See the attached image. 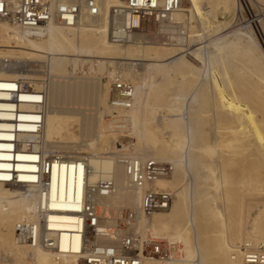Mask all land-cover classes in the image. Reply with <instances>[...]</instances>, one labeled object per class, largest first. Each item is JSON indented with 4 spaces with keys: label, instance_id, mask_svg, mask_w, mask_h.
Instances as JSON below:
<instances>
[{
    "label": "bare ground",
    "instance_id": "6f19581e",
    "mask_svg": "<svg viewBox=\"0 0 264 264\" xmlns=\"http://www.w3.org/2000/svg\"><path fill=\"white\" fill-rule=\"evenodd\" d=\"M98 1L102 7V15L89 18L88 16H85L76 26H66L58 22H52L39 31L29 32L12 25L6 20H0V40L7 41L10 44L13 43V45L15 44L14 51L10 50L5 52L0 48V98L12 96L14 94L12 90L16 86L12 82L17 81L22 84L23 94L21 97L35 102L33 104L25 102L20 103L18 110L25 111V113H21L19 117L21 121H26L21 122L20 127L24 130L29 129L31 133L26 132L27 134H24L25 132H17L16 137L25 136L27 141H34V148L36 149L34 152L42 150L51 151L52 149H56L55 151H57L58 149L65 154L67 159H69L67 160V165H63V175L61 176V179L58 178V180H61L60 195L64 199V201L61 202V205L65 210L69 206H75L78 209L80 207L78 201L85 200L95 206L100 218L98 225L99 235L95 238L96 241L99 242L106 240L107 238H119L131 231L139 233L143 237L151 236L152 238H159L157 236L158 234L161 235V233L171 231L169 240L175 243L174 240L179 242L180 239L185 238L184 241L186 242V247L182 244H176L177 246L173 251L172 257L169 259L160 260L159 257L145 256L143 257L142 264H183L184 261H187L188 259L190 260V258H186L185 260V257H189L192 252L190 239L193 231L194 237L196 234L198 249H200L201 257H199L201 260L199 264H241L243 261L240 263L239 258L243 260V256L240 246L243 243L256 246L259 243L264 242L258 239L260 238V231H254L251 235L249 234L244 242L241 241L240 236L237 242L242 243L239 245L232 242L231 239H227L226 241L214 240L215 243L206 244L205 240L207 238L204 240L201 236L203 230H207L215 224L213 221L216 219L212 221L213 215H223L221 204H218V206L212 209L209 207V200H206L207 196H204V198L201 197L206 200L205 202L200 199V195L205 191V189L202 190L204 188L203 186L205 184L208 186V183L202 184L201 181L207 182L212 178H215V181L212 180L215 183L218 181L217 178H219L223 182L225 174L218 170H214L209 166L207 168L209 169L208 172L203 174L201 178H199V181L195 179L194 186L192 189H189V192H187L189 196V204L186 209L184 208L185 200L181 196L182 192H178L167 209L156 211L152 213L151 216H147L142 211L138 210L141 209L142 190L132 186L126 173L125 165L116 163L112 157L101 156L97 151L90 153L88 156L77 154L76 152L69 155L66 151L78 150L81 148V143L80 145L78 144V147L75 143L57 141V139H55L57 136L62 138L65 136L68 138L67 136H70L71 139L72 137L76 139V137L78 138L79 136H91L93 133L94 135L97 134V136L102 137L104 135L103 131H106L107 133L116 130L118 131L129 125L131 128V125L138 123L137 126L140 134L151 137L153 141L155 140L154 142H157L155 144L156 155L154 156L157 158H161L166 154H172L173 156L182 158L184 157L186 149H188L190 153V149L193 148V145H198L204 140H209L212 144L210 145L213 148L215 147L214 145L219 144L221 136L219 133L215 132L216 130L208 139L205 138L201 131H195L192 124H189L191 134L188 135L183 133L181 125H178L180 129L177 131L169 132V130H164L166 125L172 124L173 121L179 122V120L184 118V115L182 116L180 112L183 113V110H185L184 106L187 105V102L185 103L188 96L187 93H189L187 92V88L191 84L187 80V77L190 74L196 75L198 72L196 66L185 57L186 50L184 48L186 42L192 40V29L195 25L191 23L193 17L192 12L189 14V18H187L188 15L183 6V1L180 8L170 13L166 18L158 23H151L149 26H146L144 30L134 31L130 35L129 40L124 42L115 41L110 34L111 23L109 11L111 6L120 4L121 0ZM231 2L232 0H216V6L230 10ZM219 24L220 21L218 20V22L215 21L213 26H219ZM155 38H157V41H154ZM215 46L218 48L216 49L217 52L214 50L216 53H213L210 59L222 60L227 64L225 74H227L233 67L234 70L237 71L236 76L228 79V81L226 77H224L225 74H223V77H220L221 88L224 93L220 98L218 107L220 109L225 108L226 101L229 102L232 99H238L250 104V108L247 109L245 114L237 113V106L239 104H235L236 108L234 106L235 109L233 108L234 110L231 111V116L233 118L231 117L230 121L227 120V123H231L230 127L234 124L236 129L239 128L238 131L242 130V134L243 130H248L247 134L251 133L254 137L256 136V140L259 141L261 146H264V126L262 128V123H264V62L255 54V47L248 43L243 36L221 38L220 42H217V44L215 43ZM198 52H200V49ZM239 54L242 55L240 56ZM8 56L9 58L13 57V60L11 59L13 62L8 63L6 61L7 64H4L2 60ZM86 57L99 58L96 59L95 62L91 60L93 64L90 65L96 72L97 70L98 72H102L101 77L105 79V81L99 79V76H96V72L91 73L89 71V75H81L74 71L73 73L76 75H71L73 69L71 70L72 66L70 68V64H79V61H82L81 63H83L84 58ZM229 57L233 59L232 63H228ZM16 58H18L19 61L20 59L34 60L38 58L39 60V58H47V64L50 71L48 81L42 82L38 78V75L28 72L34 71L26 68V66H33V62V64H29L28 62L29 65L25 64L22 65V67H18L19 61L15 60ZM114 58H117L115 59V63L118 65L109 70L106 61H111ZM238 58L239 62L236 60ZM120 59L130 61H121ZM150 60L155 61L156 63H148L147 61ZM135 62L139 63L135 64ZM237 63L241 64L240 72L237 70ZM123 64L130 65V68H134V65L137 66L138 64L144 66L142 73L139 76L137 75V77L140 78V82L137 85L134 84L135 94L133 104L129 108L118 109L119 116L116 119H111L109 123L101 119L98 124L96 123V125L90 127V123L95 120L92 116L93 121H87L85 124L82 123V128L79 129L80 131L77 132L76 130H73L70 126V120L74 119L72 116L74 113L73 109L65 106L67 110L65 109L66 111H61L58 109L60 106L58 108L55 107L61 103H58L57 105L55 104L60 100L64 104H84L91 100H93V102L96 100L98 103H103L107 99L108 102H106V104L109 103L110 108H115L111 103V99H109L112 78L120 77L129 80V74H133L132 70L126 71L120 69V67H123ZM154 69H158L162 74L161 82H155L153 80L152 75ZM186 71H189V74L182 78V76L187 73ZM68 77L71 78V80L69 79V82H66L65 79ZM25 82L28 83L27 86H23V83ZM168 82H173L177 85V88L170 92V87L167 85ZM229 84H234V87L232 88ZM149 89L152 90L150 96L142 101L141 106L138 105L139 98L144 95L145 92H148ZM41 91H45L46 93V96L43 98L39 94ZM197 91L198 93L193 100L188 98L189 101H192L188 111V117L190 119L199 116L198 111H200V115L202 116L206 104L211 106L214 104L213 100L207 99L204 90ZM255 95H259L258 102L261 105L260 109L259 107L256 108L254 107L255 105H252V103L254 104L255 102ZM60 98L64 99L62 100ZM251 100L254 102H250ZM189 101L188 104L190 103ZM14 107L15 104L0 100V140H4L7 136L10 137L9 135H12L3 130H9L14 127V122L7 121L15 116V112L12 111ZM158 107L164 108L168 111L167 121L164 115H162L161 118H155L154 115ZM37 108L41 109L39 112L43 113L42 116L38 113H33ZM175 110L179 111L178 116L171 113ZM255 113H259V116H255ZM203 116V118H205V115ZM76 118L78 117L76 116ZM95 118L97 120V117ZM88 119L91 118L89 117ZM209 121L216 123L215 116ZM93 124H95V122ZM151 127L158 135L160 133L164 135L168 133L170 141L176 145V149L166 146L164 142L158 139L154 131L151 133ZM226 128H228V126ZM144 136L141 135V137ZM247 137L248 136L246 135V138ZM224 143L225 142H223L222 145ZM11 146L12 144L8 143V145L0 147ZM94 147L95 144L93 143L91 149ZM3 149L6 150L5 148H0V150ZM101 149H108V145L99 147V150ZM207 149H204V151H207ZM200 150L201 149H199V151ZM129 156L145 159V157L143 158L139 155ZM39 158L40 156L38 153H29L27 155H21L18 153L16 155L15 152L0 151V159L7 160L0 162V231L3 239L7 243V246L3 247V249L10 255L22 253L24 258L20 261L24 264H84V250L81 248V233L78 231L82 230L85 223L82 224L79 219H77L75 213L62 211L58 214L60 219L59 226L63 231L61 233V238L58 241V247L55 249L42 246H32L28 241H23L18 236L17 222H20L23 219L33 222L37 220V198L32 191L33 185L22 184L17 180H9L11 177L15 176L16 171L20 174V179L35 180L36 175L30 172L36 171L37 165L35 163H29V161L36 162ZM81 159H85L87 164L91 167V172L87 176H84L85 168L83 167V164L74 165L71 163L72 165H69L70 162ZM249 168V166H244L242 171L247 172L249 171ZM55 173L56 171H54V180L56 181L57 176ZM73 174L78 175V182L75 186H73L71 180H69V175ZM105 178L112 180L114 184L113 189L124 188V190L127 191L125 193V198L129 200V203L132 206H136L137 210L131 211L133 212V217L128 219V224L125 226L119 224L121 208L119 207L117 208L118 210H115L105 202L103 197L104 195H111L115 191L106 194L95 187L88 186L95 185L98 180ZM156 180L157 182L155 181L153 184L155 188L161 189L168 186L166 182L167 180L161 179L160 177ZM199 183H201L202 186H200ZM205 194H207V192ZM72 197H77V203L68 202ZM124 208H128V212L131 209L127 206ZM123 211L125 210L122 208V212ZM113 215L116 216L114 222L111 218ZM258 216L259 214L257 217ZM220 222H223L222 219H220L218 223ZM256 222L257 219L252 220V225H250L251 230L256 228ZM102 233L109 234V237L103 236ZM0 264L4 263L0 262ZM15 264H17V262H15ZM186 264L189 263L186 262Z\"/></svg>",
    "mask_w": 264,
    "mask_h": 264
},
{
    "label": "rangeland",
    "instance_id": "374dc122",
    "mask_svg": "<svg viewBox=\"0 0 264 264\" xmlns=\"http://www.w3.org/2000/svg\"><path fill=\"white\" fill-rule=\"evenodd\" d=\"M183 6L185 10L187 11L186 12L188 15L187 18H189V14L191 12L193 13L191 23L195 25L192 29V34H193L192 40L190 42H186V45L184 48L186 50L185 57L188 58L194 64V66H196V68L198 69V72L196 73V75L190 74L187 77V80L191 84L187 88V92L189 93H187L188 96L185 100V103L187 102L186 104L188 106L187 105L184 106L185 110H183L184 111L183 113L180 112L182 116L184 115L183 116L184 118L182 120H179V122L173 121L172 124L166 125L164 127V130L165 131L169 130V132L177 131L178 129H180L179 126L181 125V130L183 131V133L188 135V134H191L189 124H192L195 131H201L203 135L205 136V138L207 139L209 138L210 135H213L214 131L216 130L215 132L219 133L221 136L219 140V144L214 145L215 147L213 148L209 140H204L198 145L197 144L193 145L192 146L193 148L190 149L191 151L190 153H189V150L186 149L185 150L186 152H184V157L182 158L173 156L172 154L170 155L166 154L162 156L161 158H157V157H154L156 155L155 154L156 153L155 144L157 142H154L155 140L153 141L151 137L140 134L139 128L137 126L138 123L131 125V128L129 125V126H126L124 129H120L118 131L116 130V131L108 132V133L106 131H103L104 135L102 137L97 136V134L94 135L93 133L91 136L90 135L83 136L84 138L79 136L78 138L76 137V139L74 137H72L71 139L70 136H67L68 138H66L65 136L63 138H66V139H63L62 137L57 136L55 139H57V141H63V142L65 141V142H70L73 144L75 143L76 145L78 144L80 145L81 143L80 145L81 148H79L78 150L77 149L67 150L66 152L69 155L72 154L73 152H76L77 154H83L84 156H88L90 153H94V151H97L98 154L101 156L112 157L115 160V162L120 165H124L123 164L124 157L129 156V155H139L140 157H143V158L144 157L154 158L160 161L161 163L168 165L170 169L168 175L160 177L161 179L167 180L166 182L168 186L161 188V189L169 190L172 193L173 198L176 197L175 195L178 194V192H182L181 196L185 200L184 201L185 209L188 207V204H189V196L187 192H189V189H192V187L194 186L195 179L199 181V178H201L203 174H206L208 172L209 169L207 168L211 166L214 170H218L222 172L223 174H225V179L222 182L221 179L217 178L218 181L215 182L216 184L213 182L216 180L215 178H212L211 180L207 182L201 181L202 184L208 183V186L206 184L203 186L204 188L202 190L205 189V191L200 195V199L204 198V196H207V198L206 197L205 198L206 200L207 199L209 200L208 201L209 207H211L212 209L218 206V204H221L223 215H217V216L213 215L212 221L216 219L219 222L220 219H222L223 222L218 223L216 220L213 221L215 224H213L211 228L209 227L210 229L208 228L207 230H203L201 234L202 239L204 238L205 240L207 238L205 240L206 244H212V243H215V241H226L227 239H231L232 242L239 245L247 239L249 234L251 235L254 231L255 232L260 231L259 233L260 238L258 239L260 241H264V146H261L259 141L256 140L255 138L256 136L254 137V135L251 134L250 132H249L250 134H247L248 130H243V134H242V130L238 131L239 128L236 129L235 125L233 124V121H232V124H233L232 127H230L231 123H227V120L230 121L232 117L231 111H233L236 108L235 104L237 105L239 104L237 106V113L239 114H245L247 112V109L250 108V104H247L245 101L242 102L241 100H238V99L237 100L232 99L229 102L226 101L225 108L220 109L218 107L220 98L223 96V93H224V91L221 88L220 77H223V74H225V70L227 69V66H226L227 64H225L222 60H217V59L211 60L210 59L213 53L215 54L217 52L216 49H218L215 46V43L217 44V42H220L221 38H233L236 36H240V37L243 36V38H245L248 43L252 44L255 47V50H256L255 54L258 56L260 60L264 62V51H263L264 49V0H232L230 10H226L225 8H222V7H217L216 0H191V1L183 0ZM218 20L220 21L219 26H213L215 24V21L218 22ZM187 22H188V19H187ZM154 41H157V38H155ZM0 48L2 51H5V52L10 51V50L14 51L15 44L13 45V43L10 44L7 41L0 40ZM199 49H200V52H198ZM239 55L241 56L242 54H239ZM11 59L13 60V57L9 58L8 56L7 58H4L2 62L4 64L5 63L7 64V62L8 63L13 62ZM96 59H99V58L86 57L84 58L83 63H81L82 61L81 62L79 61V64H75V63H72L73 65L70 64V68L72 66L71 70L73 69L71 72V75H76L73 73L74 71L75 73L78 72L77 74H81V75H89L90 74L89 71L91 73H95L96 71L93 69L91 65L93 64V62L96 61ZM115 59L117 58H114L111 61L110 60L106 61L107 68L109 70L113 69V67H116L118 65L115 63ZM15 60H18V58H16ZM39 60L38 58L34 60L33 59L32 60L31 59L30 60L20 59V61L18 60L19 61L18 67H22V65H25V64L29 65V64L36 63L35 65L33 64V66H30V67L26 66V68L34 70V71H28V72L34 75H38V78L42 82H46L48 81L50 77L49 76L50 71H49V67L47 64L48 59L39 58ZM120 60L130 61L126 59H120ZM232 60L233 59L229 57L228 63H232ZM236 60H238L239 62V58ZM147 62L156 63L155 61H151V60ZM137 63L139 62H135V64ZM237 64H238L237 70L240 72L241 64L239 63ZM120 69H123L126 71L132 70L134 75L130 73L129 80H131L133 84L137 85L140 82V78H138L137 75L139 76L142 73V71L144 70V66L141 64H138L137 66L134 65V68L132 67L130 68V65L123 64V67H120ZM155 70L156 69L153 70V75H152L153 80L155 82H161L162 74L160 73L158 69L156 71ZM97 72H96L97 74L96 76L97 77L99 76L98 77L99 79H101L102 81L103 80L105 81V79L101 77L102 72L101 71H99L101 73L99 72L97 73ZM186 72L187 73L184 74L182 78L186 77V75L189 74V71H186ZM236 74H237V71H235L233 67L232 69L228 71L227 74L224 75V77H226L228 81V79L234 78ZM69 79L71 80V78L69 77L66 78L65 79L66 82H69ZM167 85L170 87L169 89L170 92H172V90H175L177 88V85L174 84L173 82H168ZM230 86H232L233 88L234 84H231ZM197 90H204L206 92L207 99L213 100L214 104L213 106L209 104H206L204 106V109H203L204 114L203 113L202 114L205 115V118H203L204 116L203 115L201 116L200 111H198L199 116H196L190 119L188 117L189 116L188 111H189V106L192 101H189L188 98L193 100V98L198 93ZM228 90H231V89H228ZM151 91L152 90L149 89L148 90L149 93L145 92L144 95H142L139 98L138 105L140 106L142 105V101H144L145 98H148L150 96ZM109 92H110L109 99H111L112 93L110 90ZM258 97L259 95L258 96L255 95L254 97L255 102L252 100L250 102H254V104L252 103V105H255L254 107L256 108L259 107L260 109L261 105L258 102L259 101ZM60 99L63 100L64 98H60ZM60 101L57 102L55 105H57L58 103H61V104H59L58 106H55V105L54 106L57 108L60 106L58 109L61 111H66L67 110L66 107L72 108L74 113H76V114L73 113V115L71 114L74 117V119H72L73 121L70 120V126L73 130H76L77 132L80 131L79 129L82 128V123L85 124L87 121L88 122L93 121L92 116L94 117L95 120H96L95 117H97L98 121L94 120L93 122H91L90 123L91 125L89 124L90 127H92L93 125H96V123L98 124V122L101 119L109 123L111 119H116L119 116L118 111L115 112L113 110L114 108H110L109 103L106 104V102H108L107 99L103 103H98L96 100L93 102V100H91L84 104H75V103L74 104H71V103L64 104L62 103V101L61 102ZM188 101L190 102L189 104H188ZM167 112L168 111L166 109L158 107V109H156L154 116L155 118H159V117L161 118V116L164 115L167 121L168 120ZM96 113L98 114V116ZM171 113L175 114L176 116L179 115L178 110H175ZM76 116L78 118H76ZM211 116L212 117L215 116L216 123L209 121L212 118ZM255 116H259V113H255ZM89 117L91 119H88ZM94 122L95 124H93ZM170 126L172 127V129ZM225 126L226 127L228 126V128H226ZM263 126H264V123H262V128ZM150 131L151 133L152 131H154L152 127L150 128ZM155 134L158 137V139H160L162 142L166 144V146H168L169 148L173 147L174 149H176V145L170 141V137L168 133L165 135L160 133L158 135L155 132ZM141 135L144 137H141ZM246 135L248 136L247 138H246ZM222 141L225 142L223 145H222L223 143ZM93 143L95 144V147L91 149ZM103 145H108V149L99 150V147H102ZM210 146L212 147V149ZM203 148L205 150L207 148L208 149L207 151H204ZM199 149L201 150L199 151ZM55 150L56 149H52L51 151H55ZM57 151L59 150L57 149ZM244 166H247V167L249 166L250 167L249 171L247 172L242 171V168ZM201 183H199L200 186H202ZM217 183H218V186H217ZM112 191L113 192L115 191V192L111 195L108 194V195L103 196L105 202L109 206L113 207L115 210H118L117 208L120 207L121 208L120 212H122V208L123 210L128 211V208H124L125 206L131 208L130 211L137 210L136 206H132L129 203V200L125 198V195H126L125 193L127 191L124 190V188L123 189L116 188V189H113ZM206 192L207 194H205ZM203 200L204 202L206 201L205 199H202V201ZM138 210L142 211L141 209H138ZM258 214L259 216L257 217ZM147 216H151V215H147ZM111 218H112V221L114 222V219H116V216L113 215L111 216ZM253 219H257L256 225H255L256 228L251 230L250 225H252ZM170 235H171V231L164 232V233H161V235L158 234L157 236L159 238L156 237L155 239H163L166 241H170L169 240ZM240 236H241L242 242L239 243L237 242V240L239 239ZM182 239H180L179 242H177V240H174V241L176 244H182L183 246L185 245L184 247H186V242L184 241L185 238H182ZM196 241H197L196 234L194 237V232L192 231L191 239H190V242L192 245L191 246L192 252L189 257H185V260L186 258L187 259L190 258L191 261L188 259L187 261H184L183 264H186V262L189 264L190 263L191 264L200 263V260H201L200 259L201 257L200 249H198L199 247ZM5 246H7V243L3 239L2 233L0 231V262H3L4 264H15V262H17V264H24L23 262L20 261L22 258H24L23 257L24 255L22 253L14 254V255L7 254V252L3 249V247ZM175 247L173 248V251L175 250ZM239 255H240V252H239ZM161 259H169V258H160V260ZM239 260H240V263L243 261L241 258H239ZM241 264H244V263L242 262Z\"/></svg>",
    "mask_w": 264,
    "mask_h": 264
},
{
    "label": "built area",
    "instance_id": "2783aa9c",
    "mask_svg": "<svg viewBox=\"0 0 264 264\" xmlns=\"http://www.w3.org/2000/svg\"><path fill=\"white\" fill-rule=\"evenodd\" d=\"M183 0H121L118 5L111 6L110 16V34L118 42L129 40L130 35L137 30H144L151 23H158L166 18L170 13L180 8ZM102 15V7L98 0H0V19L6 20L20 29L36 32L52 22H58L66 26L78 25L83 17H99ZM13 95L0 98L1 101L15 104L12 111L15 116L10 120L14 122V127L7 131L12 134L4 140H0V146H6L11 143V147L5 148L7 152H15L16 155H27L29 153H38L40 156L35 163L36 171L30 172L36 175L35 180L20 179V174L16 171L15 176L9 181L17 180L22 184L33 185V192L37 198V220L35 222L23 219L17 223V233L21 240L28 241L32 246H42L55 249L58 247V241L61 238V230L58 214L62 211L75 213L77 219L83 224L81 233V248L84 250V264H142L143 257L170 258L173 254V248L176 243H171L163 239H155L151 236L143 237L133 231L128 232L119 238H107L106 240L96 241L99 235V215L95 206L85 200L78 201L77 197H72L68 202L80 203L77 209L75 206H69L65 210L61 202L64 199L60 195L61 176L63 175V165H67L65 154L60 151H38L34 141H27L25 136L16 137L17 132L31 133V131L21 129L20 114L25 111H19V105L22 102L35 103L30 99L22 98V84L13 81ZM27 86V82L23 83ZM111 103L115 107L113 110L129 108L133 104L135 86L129 81L120 77H114L111 80ZM41 97L46 93L39 92ZM43 100V99H42ZM42 103V102H36ZM39 108L33 113H38ZM42 119V118H41ZM40 119V120H41ZM41 123V122H35ZM23 124V123H22ZM39 130V129H37ZM27 132V133H26ZM37 132V131H33ZM20 150V151H19ZM7 161V160H1ZM26 162V161H23ZM126 173L132 186L142 190L141 210L145 215L167 209L172 203V193L169 190L157 189L153 186L157 178L167 176L169 166L161 163L154 158H137L127 156L123 159ZM83 164L84 176L91 172V167L85 159L70 162L71 166ZM54 171L57 180H54ZM73 186L78 182V175H69ZM113 182L109 178L98 180L95 187L103 193H109L113 190ZM54 192V193H53ZM133 217V212L123 211L120 215L121 226L128 224V219ZM108 236L107 233H102ZM244 264H264V242L256 246L243 243L241 246Z\"/></svg>",
    "mask_w": 264,
    "mask_h": 264
}]
</instances>
